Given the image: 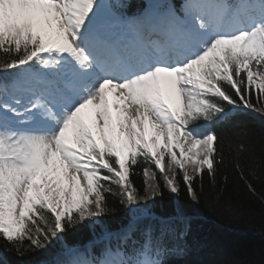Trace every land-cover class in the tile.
Instances as JSON below:
<instances>
[{
	"label": "snow or ice",
	"instance_id": "obj_1",
	"mask_svg": "<svg viewBox=\"0 0 264 264\" xmlns=\"http://www.w3.org/2000/svg\"><path fill=\"white\" fill-rule=\"evenodd\" d=\"M124 8L0 0V247L30 257L59 244L51 259L22 264L183 262L195 181L206 171L214 184L224 162L221 138L206 126L229 108L264 118V0ZM141 164L154 165L172 194L182 176L192 204L165 216L142 206L149 189L152 198L161 190L144 167L140 196L131 177ZM107 194L129 212L115 231L103 223L115 211ZM85 229L86 243L66 239Z\"/></svg>",
	"mask_w": 264,
	"mask_h": 264
},
{
	"label": "trees",
	"instance_id": "obj_2",
	"mask_svg": "<svg viewBox=\"0 0 264 264\" xmlns=\"http://www.w3.org/2000/svg\"><path fill=\"white\" fill-rule=\"evenodd\" d=\"M148 1L113 0L125 5L127 14L141 10ZM3 59L0 54V60ZM229 111L227 119L206 126L220 136L224 162L217 166L214 184L206 171L202 179L195 181L200 196L198 203L192 204L189 200L182 176L178 178L181 191L176 195L163 185L156 172L161 195L152 198L149 204L153 214L168 215L177 202L192 204L197 212L193 230L187 238L189 253L183 262L173 258L172 264H264V118L250 110L229 108ZM144 167L155 171L154 165L141 164L137 168L140 174L131 177L140 196L145 194ZM249 184L254 192L249 190ZM107 195L115 211L105 215L103 223L114 231L127 223L129 212L120 204L118 196ZM91 238L86 229L66 237L78 245ZM58 250V242L53 241L47 252L18 257L0 247V259L4 264H22L28 259H51Z\"/></svg>",
	"mask_w": 264,
	"mask_h": 264
},
{
	"label": "bare ground",
	"instance_id": "obj_3",
	"mask_svg": "<svg viewBox=\"0 0 264 264\" xmlns=\"http://www.w3.org/2000/svg\"><path fill=\"white\" fill-rule=\"evenodd\" d=\"M148 183H149V184H152L153 181L149 180ZM147 195H148V197H150V189H149V193H148ZM147 200H148V198L145 199V200H143L142 204L145 205Z\"/></svg>",
	"mask_w": 264,
	"mask_h": 264
},
{
	"label": "rangeland",
	"instance_id": "obj_4",
	"mask_svg": "<svg viewBox=\"0 0 264 264\" xmlns=\"http://www.w3.org/2000/svg\"><path fill=\"white\" fill-rule=\"evenodd\" d=\"M149 198V197H148Z\"/></svg>",
	"mask_w": 264,
	"mask_h": 264
}]
</instances>
